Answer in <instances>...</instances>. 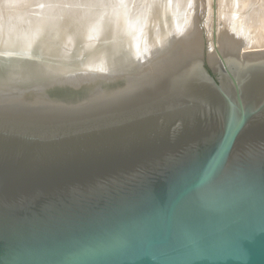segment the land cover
I'll return each instance as SVG.
<instances>
[{"label": "water", "instance_id": "95a60500", "mask_svg": "<svg viewBox=\"0 0 264 264\" xmlns=\"http://www.w3.org/2000/svg\"><path fill=\"white\" fill-rule=\"evenodd\" d=\"M193 6L148 62L0 47V264H264V50Z\"/></svg>", "mask_w": 264, "mask_h": 264}, {"label": "bare ground", "instance_id": "6f19581e", "mask_svg": "<svg viewBox=\"0 0 264 264\" xmlns=\"http://www.w3.org/2000/svg\"><path fill=\"white\" fill-rule=\"evenodd\" d=\"M164 1L0 0V26L4 23L10 24L7 25L8 28L5 27L3 31H0V47L5 50L23 52L42 50L46 56L49 55V57L59 59L61 56V42H65L64 44L68 47L73 45L74 47L75 45L80 47L82 42L86 41V51L89 53L84 59H75L70 56L68 59H59L60 64L63 68H98L99 66L102 67L101 65L106 67V65L128 61L131 56L122 53L125 42H128L126 39L129 38L133 49H135V54L138 53V55H141L140 57H144L148 62L156 57L155 55L158 54H156L157 49L168 42L169 36L172 34V28L175 32H179L180 27L182 28L181 31H184L195 11L193 0H181L179 5L176 2L175 4L178 6L181 4L180 8L173 5L175 0H167L166 3ZM207 1H209V12L206 25L224 27L229 33L227 37L232 41L245 39L246 47L243 51L264 50V26L259 25V27H262V31L254 35L260 31V28L255 30V33H253V28L251 30L253 32L244 30L246 28L243 29L242 26L244 25L241 23L242 21L245 22L243 19L246 15H243L244 17L238 15L240 17L238 18L237 14L239 12L236 14V10H242L245 7L246 0ZM263 6L262 4L259 5V9L262 10ZM180 10L183 11L179 12ZM257 11L254 13L256 17L252 18L254 20L258 16L256 20L259 21V13L261 12ZM171 16L174 21H171ZM121 17L124 19L123 30L126 32L127 37L128 34L130 35L128 38L122 37L121 22L123 19ZM248 19L251 20V18ZM263 19L258 24H261V22L264 24ZM252 21L251 23L255 27L254 23L256 22L253 21V23ZM217 22L220 23L217 24ZM257 27L255 29H258ZM88 29H92L89 30V32H92L88 33ZM100 35H104L103 40L105 39V41L103 43L94 40L95 37L97 39Z\"/></svg>", "mask_w": 264, "mask_h": 264}, {"label": "rangeland", "instance_id": "374dc122", "mask_svg": "<svg viewBox=\"0 0 264 264\" xmlns=\"http://www.w3.org/2000/svg\"><path fill=\"white\" fill-rule=\"evenodd\" d=\"M166 1H167V0H165L164 3H166ZM172 1H174V0H172ZM180 1H181V0H179V1H178V0L176 1V0H175L174 3H173V2H172V3H173V5L178 6ZM176 2H177L178 5L175 4ZM208 2H209V1H208ZM247 2H248V3H247ZM252 2H253V3H252ZM213 4H214V8H215V1L213 2ZM245 4H246V5H245ZM245 4H244V6H245L244 8H245V9L243 8L244 10H243V9H242V10H241V9L236 10V11H237L236 14L239 12V13L237 14V16L239 15V16L241 17V16H243V15H246L245 17H247V18H251V20H250V19L247 20V18H245V17L243 16V17H244L243 20H245V22L247 23V25L249 24L250 26L248 25V27H247L246 23H245L244 21H242L241 24H243L244 26H246V27L242 26V28H243V29L246 28V29H244V30H246V31H247V30H248V31L250 30V32H253V31H254L253 33H255V30H259V28H260V31H258V32H256V33L254 34V35H257V33H260V32L262 31V30H261L262 27H259V25H260V26H264V24H263L262 22H261V24H258V22H259L261 19H263V17H264V11H262V10L264 9V6H263L264 1H263V0H246ZM261 4H262V6H263V7H262V10L259 9V5H261ZM138 6H139V5H138ZM180 6H181V4H180ZM180 6H178V7H176V8H180ZM242 6H243V5H242ZM242 6H241V7H242ZM241 7H240V8H241ZM260 7H261V6H260ZM135 8L137 9L138 7H135ZM135 8H134V9H135ZM139 8H140V7H139ZM254 8L257 9L258 11H260V12L262 13V15H261V13H259V15H260V20H259V21L256 20V19L258 18V16H257L256 19H254V20H256V21L253 20L254 16L256 15V14H254V13L257 11V10H255ZM254 10H255V11H254ZM181 11H183V10H180L179 12H181ZM253 11H254V13H252ZM258 11H257V12H258ZM240 14H241V15H240ZM253 14H254V15H253ZM257 14H258V13H257ZM178 15H180V13H178ZM252 15H253V16H252ZM239 16H238V18H240ZM171 17H172V16H171ZM178 17H179V16H178ZM252 17H253V18H252ZM255 17H256V16H255ZM261 17H262V18H261ZM170 19H171L172 21H174V18H173V17L170 18ZM241 20H242V18H241L239 21L241 22ZM249 20H250V22H249ZM252 20H253L254 22H256V23H254ZM263 20H264V19H263ZM263 20H262V21H263ZM251 21L255 24V27H257V25H258V27H257L258 29H255V27H254V25L251 23ZM170 22H171V21H170ZM248 22H249V23H248ZM213 23H214V22H213ZM215 23H216V22H215ZM218 23H220V22H217V24H218ZM259 23H260V22H259ZM7 25H10V24H5V23H4V25H1V26H0V31H3V29H4L5 27H7ZM252 25H253V26H252ZM219 26H221V25L219 24ZM182 27H183V26H182ZM7 28H8V27H7ZM249 28H250V29H249ZM252 28L254 29L253 31H251ZM263 29H264V27H263ZM153 30L156 31L155 28H153ZM181 30H182V28L180 27V31H179V32H182Z\"/></svg>", "mask_w": 264, "mask_h": 264}]
</instances>
